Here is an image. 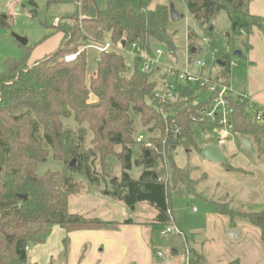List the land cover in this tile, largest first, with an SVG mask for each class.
Wrapping results in <instances>:
<instances>
[{"label": "trees", "instance_id": "obj_1", "mask_svg": "<svg viewBox=\"0 0 264 264\" xmlns=\"http://www.w3.org/2000/svg\"><path fill=\"white\" fill-rule=\"evenodd\" d=\"M47 6L61 0H45ZM76 11L58 19L53 29L61 34L59 46L50 54L29 64L30 47L21 59L6 58L0 72V264H26L30 245L44 241L51 226L62 228L108 227L112 223L86 218L68 211V201L89 189L122 202L128 208L147 204L156 211L154 222L161 227L175 224L171 209L172 194L179 185L193 193L188 169L175 165L179 146L193 147L192 125L209 127L207 122H192L207 108L208 101L194 104L192 98L162 104L154 98L157 86L152 73H140L122 51L137 43L151 54L153 45L166 52L175 51L169 5L153 0H72ZM253 0H186L188 13L205 35L212 37L216 17L224 12L230 22L245 24V32L256 28L264 36V17L249 14ZM2 24H4L2 22ZM238 26V25H237ZM236 30V29H235ZM211 37H207L211 41ZM230 35L227 34V38ZM109 41L107 53L94 56L95 68L88 72L87 50L75 61L65 63L67 54L90 43ZM188 63L197 52V35L189 31ZM125 42V48L121 42ZM236 38H229L222 53L221 67L210 76L228 85L229 60ZM211 41V45H212ZM129 65V66H127ZM232 131L252 140L258 155L264 139V125L255 123L246 103L233 102ZM132 115L139 116L146 140L152 148L140 147ZM179 129V133H176ZM139 152L134 157L133 149ZM149 154L146 156L145 152ZM64 165L62 172H37L48 158ZM109 158L120 165L117 188L108 187ZM72 160L75 165L70 166ZM133 164L142 171L137 179L130 175ZM96 163L105 170L95 169ZM226 171L234 170L228 163ZM112 174V173H111ZM83 177L87 187H79L73 176ZM110 185V184H109ZM214 212L230 218L240 217L260 232L264 248V210L241 213L228 203H214ZM125 220L123 224H131ZM187 264H205L204 257L191 244L194 234L181 231ZM230 264H238L234 261Z\"/></svg>", "mask_w": 264, "mask_h": 264}, {"label": "crops", "instance_id": "obj_2", "mask_svg": "<svg viewBox=\"0 0 264 264\" xmlns=\"http://www.w3.org/2000/svg\"><path fill=\"white\" fill-rule=\"evenodd\" d=\"M248 12L264 17V0L251 1ZM242 25L238 36H235L233 49L238 50L240 57H243L244 53L239 48L242 44L246 59L237 62L232 72L230 67V96L234 102L246 103L250 114L256 110L264 112V36L256 28L247 34L245 24ZM40 58L29 61V64ZM207 72L215 73L216 70L209 67ZM232 135L237 136L239 142L242 139L238 134ZM206 138H210V135ZM247 140L250 144L248 149H251L254 144L252 140ZM224 146L227 154L221 152L226 157V163L234 169L228 174L221 172L230 182L223 186L216 200L221 197L224 199L216 201L205 197L204 201L211 208L205 211L203 227L186 233L194 234L191 247L204 257L205 264H230L234 261H238V264H264V248L259 230L240 217L232 219L214 212V203L224 202L241 213L264 210V150L260 155L256 150L255 165L245 168L234 163L236 150L232 144L226 143ZM126 209L122 202L103 195L97 189H89L76 199L70 198L69 213L100 219L112 225L69 229L51 226L43 242L28 247L26 264H158L156 259L160 258L156 257V252L159 250L152 241L151 231L152 227L162 228L154 222L156 211L147 204L136 205L131 209V215ZM115 214H118V218L114 217ZM125 220H131L132 223L123 224ZM230 229L238 231L235 238L226 235ZM173 254L176 255L177 251Z\"/></svg>", "mask_w": 264, "mask_h": 264}, {"label": "rangeland", "instance_id": "obj_3", "mask_svg": "<svg viewBox=\"0 0 264 264\" xmlns=\"http://www.w3.org/2000/svg\"><path fill=\"white\" fill-rule=\"evenodd\" d=\"M166 3L173 4L174 9L178 15L176 21H171L168 30L174 34V46L175 51L171 55L161 45H153L152 51L160 49L165 53L159 57L160 66L155 70L152 79L159 81V76L162 73L163 65H169L173 68L184 70H193V61L196 59H203L207 62L211 55H214V62L221 59L223 52L227 50L229 38L238 36L240 30L243 28L241 22H230L224 12L220 13L215 19V27L212 32V37L205 35L197 26L194 19L190 16L186 6V0H153L155 3ZM76 11V4L72 0H61L57 4L51 6L46 5L45 0H0V72L3 71V61L6 58L10 59H21L24 54V47H30L29 61L34 60L37 57H43L50 51L57 48L60 42L61 36L56 33L52 28H45L47 26H55L58 24V19L63 16L70 15ZM2 22L4 24H2ZM237 23L235 31H232V25ZM189 31L194 32L197 35V52L192 56V61L188 65V40L187 34ZM227 34L230 35L227 38ZM14 36L24 38L27 41L26 46H22L14 40ZM211 37L212 45H205L204 38ZM235 46V44H233ZM243 54V57L232 56V59L237 62H242L246 59L245 49L242 44L239 47ZM136 53L132 51L131 47H127L122 51V56L127 62H132ZM96 52L92 49H87V62L88 72L94 70L95 62L94 56ZM209 63V62H208ZM188 65V66H187ZM237 66L231 67V72L236 69ZM214 68V66H213ZM194 97L192 102L201 103L206 101L209 97L206 92L199 90L194 86ZM134 121V127L137 130L138 135L146 137L144 129L141 127L139 116L132 115ZM210 135V138H206ZM217 134L212 127L199 128L196 124L192 125V139L194 144L201 148L203 145H215V138ZM227 143L232 144L236 152L235 164L239 167L254 166L256 163L255 151L257 150L256 145H253L251 149L245 148L241 145L237 136L230 135ZM260 146L264 150V139L261 141ZM133 149L134 157L138 155L137 147ZM222 152L227 154L226 147H220ZM229 157V156H228ZM130 175L133 179H137L142 169L136 167L133 164ZM175 165L181 169H188L193 182V193L186 192L184 186L179 185L172 194L171 209L175 220V225L180 231H189L191 229H197L203 227L204 216L206 209L211 206L204 201V198L210 200H216L217 195L224 185H227L229 181L228 177L221 174H228L222 164L207 163L202 160L200 154L192 146L185 148L179 146L174 155ZM229 158V162H230ZM229 164V163H228ZM232 165V164H231ZM64 165L61 162L54 161L51 157L47 161L37 168V172L42 174L47 171L62 172ZM95 169L99 172H103L104 169L99 163H96ZM112 178H117L121 175V168L115 158H109V166L107 165L106 171ZM219 170V171H218ZM76 184L85 189L87 182L83 177L74 175L73 176ZM108 187L111 186L108 183ZM85 194V193H84ZM83 195V194H82ZM80 196V195H79ZM79 196H73L72 199H76ZM223 201L224 197L219 198ZM127 211L131 215V208L126 207ZM131 212V213H130ZM114 217L118 218V214ZM201 225V226H200ZM161 228L152 227V241L157 249L162 253V258L156 259L158 264H173L178 262L185 264L186 262V251L182 245L181 236L175 232L166 236L159 235ZM173 250L177 251L174 255Z\"/></svg>", "mask_w": 264, "mask_h": 264}, {"label": "built area", "instance_id": "obj_4", "mask_svg": "<svg viewBox=\"0 0 264 264\" xmlns=\"http://www.w3.org/2000/svg\"><path fill=\"white\" fill-rule=\"evenodd\" d=\"M205 45H210L211 41L209 38H204L203 40ZM132 51L136 54L134 58L137 60L139 65L140 73H152L154 74L155 70L160 66L159 57L165 52L160 49L152 51L151 54L143 53L137 43H132L129 45ZM111 44L107 40L102 44L90 43L89 45L80 48L77 52L67 54L64 56L63 61L65 63H70L75 61L79 54L87 49H92L96 54L107 53L111 49ZM214 55L212 54L209 58V63L203 59H196L193 61V70H180L173 68L169 65L161 66L162 73L159 76V81L156 82L157 86L154 90V98L160 101L162 104H174L181 100H186L182 97V90L184 87H190L193 89V95L190 97L193 99L195 91L194 86L199 90L206 92L208 94L207 108L203 109L199 113V118L191 117V121L196 122H207L209 127H212L217 136L215 138V145L218 147L224 146L227 143V140L230 135L233 134L232 131V113L233 107L232 103L234 102L230 96L229 85L221 84L220 82L214 80L210 73L207 72L209 67H213V64L216 63L213 60ZM236 62L231 58L229 60V66H236ZM188 99V98H187ZM243 103L242 101H239ZM197 104L196 102H193ZM249 109L252 106L249 105ZM248 112V108H247ZM249 113V112H248ZM250 114V113H249ZM253 121L259 125H264V112L260 110L254 111L250 114ZM176 133H179V129L175 130ZM136 143L145 149L152 148V143L146 140L142 135H137L135 138ZM175 232L177 235L181 236V231L172 226L162 227L159 231V235L166 236ZM28 248H26V251ZM157 258H162V253L160 251L156 252ZM188 262V255L186 254V262Z\"/></svg>", "mask_w": 264, "mask_h": 264}, {"label": "water", "instance_id": "obj_5", "mask_svg": "<svg viewBox=\"0 0 264 264\" xmlns=\"http://www.w3.org/2000/svg\"><path fill=\"white\" fill-rule=\"evenodd\" d=\"M169 12H170V19L171 21H176L178 19V15L174 9V5L171 3L169 4ZM237 26V23H234L232 25V31H235ZM14 40L19 43L22 46H26L27 45V41L24 38H20L18 36H14ZM125 42L122 41L121 42V47L125 48ZM232 54L236 57H240L241 54L238 50H234L232 52ZM217 65L223 67L224 63H222L220 60H218ZM129 66V65H127ZM193 95V89H191L190 87H184L182 90V97L187 99L190 98ZM242 146L249 148L250 144L248 142L247 139L242 138L240 140ZM146 156H148L149 152L146 151L145 152ZM200 157L202 160H205L207 162L210 163H214V164H222L225 165L226 164V157L224 156V154H222L220 147L216 146V145H206L204 147L201 148V152H200ZM75 165V160H72V162L70 163V166L73 167ZM110 186H112L113 188H117L118 185V181L117 178H112L109 182ZM226 235L229 238H235L238 235V231L237 230H227L226 231ZM173 253H176L175 250H173Z\"/></svg>", "mask_w": 264, "mask_h": 264}]
</instances>
